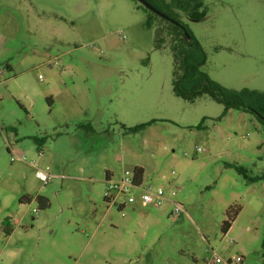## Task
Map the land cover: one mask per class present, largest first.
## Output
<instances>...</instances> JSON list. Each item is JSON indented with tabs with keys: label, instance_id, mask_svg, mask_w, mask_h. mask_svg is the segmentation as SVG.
Masks as SVG:
<instances>
[{
	"label": "rangeland",
	"instance_id": "obj_1",
	"mask_svg": "<svg viewBox=\"0 0 264 264\" xmlns=\"http://www.w3.org/2000/svg\"><path fill=\"white\" fill-rule=\"evenodd\" d=\"M150 2L197 39L212 80L264 92V0H200L201 20ZM166 28L137 0H0V264H264L263 125L176 96ZM138 167L187 216L109 205L107 174Z\"/></svg>",
	"mask_w": 264,
	"mask_h": 264
},
{
	"label": "trees",
	"instance_id": "obj_2",
	"mask_svg": "<svg viewBox=\"0 0 264 264\" xmlns=\"http://www.w3.org/2000/svg\"><path fill=\"white\" fill-rule=\"evenodd\" d=\"M147 1L150 2V0ZM171 3L174 8L185 12L192 19L201 20L205 17V14L199 11L202 8L200 0H171ZM151 4L159 11L169 16L167 12L161 10L155 6V4ZM159 17L167 23L166 29L171 39L172 51L174 52L175 76L173 85L176 96L185 101L194 102L202 96L208 95L224 106V115L230 110H238L253 114L263 125L264 132V92L249 89L234 91L212 80L210 76L202 70L207 62V55L197 39L191 35L187 28L175 18V16H169L174 22L164 19L161 16ZM150 24V21H148V25ZM8 69L11 70V67L8 66ZM143 128V126H138L131 131L135 132ZM45 140L46 138L36 139V142L43 145ZM235 169L245 180L249 182L257 180L249 176L246 168L235 166ZM144 173L145 171L142 167L135 169L134 175L139 183L143 182ZM108 176L107 174V177ZM37 199L39 200L41 209H46L50 206L47 199L42 197H37ZM26 200L27 201H21L31 202L30 199ZM240 210L239 207L236 210H230L228 212V220L224 222L222 228L225 234L230 230ZM7 232L9 235L11 231L9 232V230H7Z\"/></svg>",
	"mask_w": 264,
	"mask_h": 264
},
{
	"label": "built area",
	"instance_id": "obj_3",
	"mask_svg": "<svg viewBox=\"0 0 264 264\" xmlns=\"http://www.w3.org/2000/svg\"><path fill=\"white\" fill-rule=\"evenodd\" d=\"M11 160L24 161L25 157H20L16 154L12 155ZM35 167V163H33ZM36 177L46 184L52 179H62V176H57L49 171V169L36 168ZM174 192H166L165 189L160 186L153 188L151 185H146L144 182L139 183L134 173H124L120 178L114 179L112 176H108L106 179V189L104 192V199L109 205H115L119 208H125L127 205L141 204L144 207L160 208L167 203L173 205L172 213L174 215H186V209L179 203L171 200L170 196H174ZM242 258L237 257L229 262H224L217 254H213L207 264H241Z\"/></svg>",
	"mask_w": 264,
	"mask_h": 264
},
{
	"label": "water",
	"instance_id": "obj_4",
	"mask_svg": "<svg viewBox=\"0 0 264 264\" xmlns=\"http://www.w3.org/2000/svg\"><path fill=\"white\" fill-rule=\"evenodd\" d=\"M142 6H144L146 9L154 12L155 14L161 16L164 19H167L171 22H174L171 18H169L167 15H165L164 13H162L161 11H159L156 7H154L150 2H148L147 0H137Z\"/></svg>",
	"mask_w": 264,
	"mask_h": 264
},
{
	"label": "crops",
	"instance_id": "obj_5",
	"mask_svg": "<svg viewBox=\"0 0 264 264\" xmlns=\"http://www.w3.org/2000/svg\"><path fill=\"white\" fill-rule=\"evenodd\" d=\"M109 176H111L110 174H108ZM119 209H122V208H119ZM133 209H135V208H133Z\"/></svg>",
	"mask_w": 264,
	"mask_h": 264
}]
</instances>
